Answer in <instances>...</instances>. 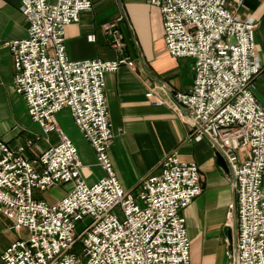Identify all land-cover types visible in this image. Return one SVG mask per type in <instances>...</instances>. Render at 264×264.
Listing matches in <instances>:
<instances>
[{
    "label": "built area",
    "instance_id": "1",
    "mask_svg": "<svg viewBox=\"0 0 264 264\" xmlns=\"http://www.w3.org/2000/svg\"><path fill=\"white\" fill-rule=\"evenodd\" d=\"M145 3L159 11L168 56L191 59L193 69L186 92L165 100L151 89L145 98L170 105L189 137L205 141L226 165L233 200L225 224H233L234 240L222 264H264V104L252 95L260 71L255 20L237 15L238 0ZM90 8V0L20 2L26 38L8 45L13 89L31 121L57 142L30 160L31 140L12 149L0 139V214L11 230L26 233L1 252L0 264H192L181 212L201 194V175L194 163L170 154L161 158L160 174L134 194L121 188L107 157L113 135L104 74L133 63L121 54L115 22L103 30L116 59L66 57L64 28ZM63 109L102 171L91 184L80 177L76 148L57 126L55 115ZM63 185L69 187L53 203L33 197V191Z\"/></svg>",
    "mask_w": 264,
    "mask_h": 264
},
{
    "label": "crops",
    "instance_id": "2",
    "mask_svg": "<svg viewBox=\"0 0 264 264\" xmlns=\"http://www.w3.org/2000/svg\"><path fill=\"white\" fill-rule=\"evenodd\" d=\"M238 1L237 15L252 18L256 23L253 44L260 71L252 81V95L263 105L264 0ZM20 2L0 0V139L12 149L31 140L33 145L25 151V157L32 160L49 145L56 144L57 138L52 132L43 134L31 121L22 98L13 89L8 45L26 38ZM90 2V10L79 13L77 22L64 28L66 57L71 61L116 59L118 54L110 47L111 38L103 30V25L115 22L121 54L133 63V68L119 66L104 74L103 94L113 135L107 157L116 180L124 191L134 194L142 181L160 174L162 157L175 154L181 162L194 163L201 175L202 192L181 212L190 262L222 264L234 240L233 224H225L226 206L233 200L227 171L218 166L215 153L205 141L189 137L187 126L178 120L170 105H154L145 98L151 89L165 100L189 90L193 82L192 60L168 56L159 11L145 0ZM89 35L93 36L90 42L86 40ZM55 120L76 148L80 177L87 184L95 182L102 171L91 148L73 126L68 111L58 112ZM25 235L23 230H11L10 222L0 214V254Z\"/></svg>",
    "mask_w": 264,
    "mask_h": 264
},
{
    "label": "rangeland",
    "instance_id": "3",
    "mask_svg": "<svg viewBox=\"0 0 264 264\" xmlns=\"http://www.w3.org/2000/svg\"><path fill=\"white\" fill-rule=\"evenodd\" d=\"M68 187H69L68 185H63L60 187H53V188L47 189L43 192L33 191L32 193H33L34 198L41 199L45 201L46 203H52L58 200L64 194V191L68 189ZM87 222L88 220L85 218L83 222H81L80 224H77V231ZM77 250H78L77 248H74L73 252L77 253Z\"/></svg>",
    "mask_w": 264,
    "mask_h": 264
},
{
    "label": "water",
    "instance_id": "4",
    "mask_svg": "<svg viewBox=\"0 0 264 264\" xmlns=\"http://www.w3.org/2000/svg\"><path fill=\"white\" fill-rule=\"evenodd\" d=\"M215 157H216V162L218 166H220L224 171H227V168H226V165L223 159L218 154H215Z\"/></svg>",
    "mask_w": 264,
    "mask_h": 264
}]
</instances>
